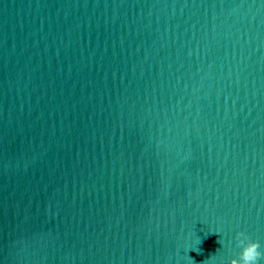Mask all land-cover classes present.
Instances as JSON below:
<instances>
[{"label": "water", "instance_id": "1", "mask_svg": "<svg viewBox=\"0 0 264 264\" xmlns=\"http://www.w3.org/2000/svg\"><path fill=\"white\" fill-rule=\"evenodd\" d=\"M237 233L264 251V0H0V264H228Z\"/></svg>", "mask_w": 264, "mask_h": 264}, {"label": "clouds", "instance_id": "2", "mask_svg": "<svg viewBox=\"0 0 264 264\" xmlns=\"http://www.w3.org/2000/svg\"><path fill=\"white\" fill-rule=\"evenodd\" d=\"M237 244L239 251L236 257L229 258L228 264H259L260 258L264 257V251H261L259 242L248 238L244 233H237ZM221 245L223 247L222 241ZM221 264H223L222 257Z\"/></svg>", "mask_w": 264, "mask_h": 264}]
</instances>
